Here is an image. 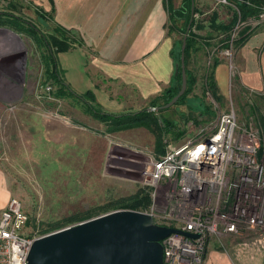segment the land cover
Here are the masks:
<instances>
[{"label":"rangeland","instance_id":"1","mask_svg":"<svg viewBox=\"0 0 264 264\" xmlns=\"http://www.w3.org/2000/svg\"><path fill=\"white\" fill-rule=\"evenodd\" d=\"M180 1L169 0L173 8H178ZM231 1L193 2L196 13L191 32L204 35L202 41L207 45L202 43L187 56V70L195 81L189 94L160 113L161 119L173 126L172 133L164 136L170 148L165 145L163 153L197 138L199 130L213 124L218 115L232 112L239 128L257 133L258 161L264 164V87L259 91L238 87L232 68L226 98L217 103L208 93L202 94L213 60L230 62L236 40L264 30V20L255 18L235 21L227 34L212 29V16L216 24L231 21L235 13ZM0 13L19 17L42 34L56 35L52 12H44L29 0H0ZM181 26V21H166L173 54L179 47ZM226 35L228 39L223 41ZM228 48L229 59L221 54ZM42 52L27 34L0 26V62H5L0 67V171L10 199L27 217V233H51L112 211L128 210L125 207L135 195L152 193L148 170L151 161L161 156L146 130L148 135L143 136L136 129L107 134L82 104L65 96L56 98V87L45 77ZM190 53H195L193 61ZM19 66L22 70L16 80L13 72ZM205 107L212 116L202 114ZM177 133L181 136L173 138ZM210 240L221 248L230 246L236 259L244 258L234 254L242 239Z\"/></svg>","mask_w":264,"mask_h":264},{"label":"built area","instance_id":"2","mask_svg":"<svg viewBox=\"0 0 264 264\" xmlns=\"http://www.w3.org/2000/svg\"><path fill=\"white\" fill-rule=\"evenodd\" d=\"M260 12L256 20H264V7ZM221 54L229 59V48ZM198 134L149 166L152 204L141 212L157 226L197 235L171 233L161 240L162 264H203L208 240L221 237L242 239L234 248L237 257L264 258V164L258 161L257 133L239 128L227 112ZM26 223L10 199L0 212V264H27L32 241L44 234L27 233Z\"/></svg>","mask_w":264,"mask_h":264},{"label":"crops","instance_id":"3","mask_svg":"<svg viewBox=\"0 0 264 264\" xmlns=\"http://www.w3.org/2000/svg\"><path fill=\"white\" fill-rule=\"evenodd\" d=\"M29 1L44 12L51 11L53 22L82 42L57 54L58 68L71 91L91 92L102 111H139L174 86L169 55L173 42L165 32L167 14L162 0ZM202 42L197 40L195 48ZM190 54L193 61L195 53ZM228 62L221 60L213 70L222 98L230 92L232 68L238 87L251 91L264 87V30L251 33ZM136 130L148 135L143 129ZM9 199L0 171V212ZM221 247L208 240L203 264H264L261 254L236 259L230 246Z\"/></svg>","mask_w":264,"mask_h":264},{"label":"trees","instance_id":"4","mask_svg":"<svg viewBox=\"0 0 264 264\" xmlns=\"http://www.w3.org/2000/svg\"><path fill=\"white\" fill-rule=\"evenodd\" d=\"M194 0H181L178 8H173L169 2V0H162L163 7L166 10V21L173 23L174 21H181L182 26L178 28V32L182 35L185 31L186 25L191 17V23L189 27V31L185 40L184 47V71L186 76V89L184 94L178 99V101L174 104H180L191 91L192 86L194 85V78L187 70V56L189 51L195 49V45L197 40H204V38H200L191 32V28L193 27L194 20L193 15L196 13V10L193 5ZM235 6V13H233V18L227 24H216L214 23V17L212 16L210 22L211 27L214 30L221 31L222 34H227L230 31L235 21H245L246 19L256 18L258 12L261 7H264V0H232L231 1ZM192 7V16H190V9ZM0 26H5L17 33H25L29 37L33 39L35 44L43 49L42 52V65L45 72V77L47 80L51 81L53 85L56 87V98L68 97L73 99L74 101L83 105L85 112L94 120L102 123L105 127V133H116L120 131L132 130L142 128L146 130L153 136V146L156 153L159 155L163 154L164 141L167 140L164 138L165 135H169L172 132L173 126L167 120H163L160 117V113L163 111L157 112H147L145 109H141L136 112H124L120 114H111L104 112L100 109V107L95 104L94 97L91 92H85L84 94H76L64 83L61 77V71L58 68L56 54L63 53L74 47L75 45H81V41L79 39H75L74 41L70 39L73 37V34L63 27L54 24V34H42L38 32L30 23L21 20L19 17L11 16L10 14L0 13ZM249 34H245L238 40L234 42V49L237 50L246 40ZM181 38L177 41V45L180 47ZM228 39V35L225 36L223 41ZM203 46L207 45V43L202 42ZM172 44L170 50V57L173 61V65H178L179 60V47L177 48V53L173 54ZM218 64L217 60H213L211 71L209 72V76L205 79V82L202 86V94L208 93L209 96L213 99V101L219 103L222 100V97L218 94L215 81L213 79V69ZM180 70L177 68V73L173 74L172 80L174 82V86L170 88L169 92L163 94L162 96L156 97L152 99L148 107H157L158 101H161V105L167 103L172 96L175 95L178 89V85L180 83ZM203 115H211L212 113L208 111L205 107L203 108ZM181 136L180 133L175 134L173 138H179ZM165 139V140H164ZM142 193V192H141ZM139 193L130 199V203L126 205L125 209L132 211H146L150 204V195L148 193ZM42 233V232H41ZM42 234H47L42 233Z\"/></svg>","mask_w":264,"mask_h":264},{"label":"water","instance_id":"5","mask_svg":"<svg viewBox=\"0 0 264 264\" xmlns=\"http://www.w3.org/2000/svg\"><path fill=\"white\" fill-rule=\"evenodd\" d=\"M190 16H192V7ZM190 23L191 17L181 38L178 65L174 66V74L177 73L178 67L180 70L177 92L167 103L146 108L147 112L165 110L173 106L184 94L186 76L183 52ZM4 63L1 61L0 67H3ZM171 233H181L189 238L197 237V235L157 226L152 217L146 213L116 210L34 239L26 257V263L162 264L160 241Z\"/></svg>","mask_w":264,"mask_h":264},{"label":"flooded vegetation","instance_id":"6","mask_svg":"<svg viewBox=\"0 0 264 264\" xmlns=\"http://www.w3.org/2000/svg\"><path fill=\"white\" fill-rule=\"evenodd\" d=\"M17 69V68H16ZM19 69V70H18ZM15 72H13V79H18V77H20V74H21V70H22V67L21 66H19V68H18ZM12 78V77H11Z\"/></svg>","mask_w":264,"mask_h":264},{"label":"bare ground","instance_id":"7","mask_svg":"<svg viewBox=\"0 0 264 264\" xmlns=\"http://www.w3.org/2000/svg\"><path fill=\"white\" fill-rule=\"evenodd\" d=\"M21 45V44H20Z\"/></svg>","mask_w":264,"mask_h":264}]
</instances>
